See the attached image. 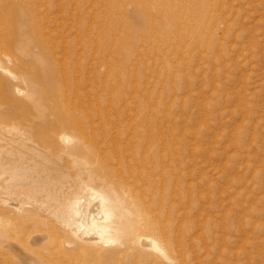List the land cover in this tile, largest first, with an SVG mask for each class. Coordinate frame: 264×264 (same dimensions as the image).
Wrapping results in <instances>:
<instances>
[{
    "label": "bare ground",
    "instance_id": "obj_1",
    "mask_svg": "<svg viewBox=\"0 0 264 264\" xmlns=\"http://www.w3.org/2000/svg\"><path fill=\"white\" fill-rule=\"evenodd\" d=\"M54 1L0 0V264H189L184 245L187 231L177 221L174 203L175 198L182 199L169 187V176L176 171L174 167H159L162 156H157V144L164 141V130L155 116L161 105L154 104V109L151 103L138 100L139 94L123 102L124 90L135 89L136 83H128L133 79L126 71L131 60L121 55L122 47L136 40L123 44L120 37L113 39L111 24L107 26L110 22L101 23L103 17L84 12L87 6L82 10L76 0H61L56 5ZM114 1L105 4H137V0ZM189 1L197 8L195 11L192 6L195 12L190 14L202 19L205 0ZM161 2L164 17L172 20L170 0ZM148 4L150 9L153 5ZM141 14L136 11L134 16L138 28L144 27L147 33L151 30L155 37L150 46L155 42L166 45L169 36L175 35L177 47H189L181 42V35L185 31L195 35L194 28L202 27L201 36H192L200 46L204 38L205 42L213 40L214 32L211 34L209 28L217 33L219 29V25L210 26L205 21L203 26L199 21H181V27L174 22L158 24L150 21L153 13ZM118 15L122 17V13ZM212 46L206 44V48ZM216 47L222 50L221 44ZM153 48L161 51L160 45ZM181 77L184 75L174 79ZM170 107L163 105L166 123L172 118ZM25 133L43 147L62 148L71 155L83 153L84 167H77L74 173L49 167L44 148V152L29 148L19 140ZM31 150L45 162L35 158L25 161ZM65 183L70 186L64 188ZM173 184L178 186L177 177ZM92 202L95 204L90 208ZM258 257L264 264V251Z\"/></svg>",
    "mask_w": 264,
    "mask_h": 264
},
{
    "label": "rangeland",
    "instance_id": "obj_2",
    "mask_svg": "<svg viewBox=\"0 0 264 264\" xmlns=\"http://www.w3.org/2000/svg\"><path fill=\"white\" fill-rule=\"evenodd\" d=\"M88 1L76 0L75 3L77 2L82 10L87 6L84 12L92 13V17H103L101 23L110 22L106 25L111 24L109 29L113 39L120 37L123 44L130 39L136 40L133 45L122 47L121 55L133 61L127 62L128 76L134 79L137 75L136 82L135 79L128 81L130 86L136 83L135 89L132 87L131 90H124L122 101L130 102V98L134 95L138 97L139 94L138 100L142 103L161 105L157 109L154 106L157 110V124L164 130V141L157 144V156H162L159 158L162 162L159 167H174L176 171L169 176V187L171 193H176L177 197L182 199L180 202L175 198L174 203L177 221L182 222L190 234L185 231L184 237L189 264H262L258 256L264 251V0H205L203 5H207V12L203 10L200 16L203 20L193 17L192 14L197 8L191 5V1L170 0L168 3L173 8L171 19L174 21L164 17L165 7L162 6L161 0L147 1L151 4L150 7L153 5L150 9L149 4L142 0H137L136 6L124 4L122 7L116 3L110 7L106 6L105 2L108 0ZM101 1L104 7L103 3H99ZM59 2L61 0H56L54 4H61ZM112 2L115 1L111 0ZM185 3L186 6L190 3V6L186 8ZM55 9L57 11V8ZM110 9L115 15L108 11ZM104 11H108L107 14ZM136 11L140 14L142 12L141 15L153 13L150 21L158 24L169 22L181 27V21L187 24L194 21L193 24L201 22L203 26L205 21V24L219 25V29L217 33L215 28H209L211 34L214 32L213 40L205 42L207 38H204L200 46L194 42L192 36H201L202 27L194 28L196 36H189L186 31L185 35H181V42L189 43V47L181 44L177 47V44L173 43L175 35L169 36L168 44H153L161 46V51L156 52L153 45L150 46V40L155 37L151 30L147 33L144 27L138 28V19L134 16ZM121 13L122 17L118 15ZM174 13L177 14L175 17ZM156 15H160V18ZM105 16L108 20L104 19ZM207 43L213 46L206 48ZM217 43L222 45L221 51L217 49ZM147 49L148 52L144 54L142 50ZM131 50L134 52L131 53ZM108 52L110 53V50ZM108 52L107 57L111 58L112 55ZM132 67H135V71ZM177 75L184 77L174 79ZM132 94L133 96H130ZM164 104L171 105L172 118L168 123L162 119L165 113ZM199 122L205 123L199 125ZM111 129L110 140L114 136V130ZM126 138L127 136L125 140ZM19 140L29 148L40 149L42 152L46 150V159L50 160V163L46 164L49 167H62V171L68 173H74L77 167H84L86 160L83 153H73L72 156L64 153L62 148L55 151L47 146L43 147L26 133ZM162 146H165V150H162ZM106 147L108 146L103 150ZM33 158L45 162V159L38 158L33 150L26 154L24 160L30 163ZM176 177L179 179V188L173 184ZM66 186L69 187V183L63 185L64 188ZM94 204L92 202L90 208Z\"/></svg>",
    "mask_w": 264,
    "mask_h": 264
}]
</instances>
